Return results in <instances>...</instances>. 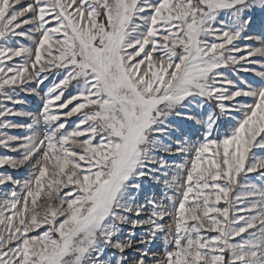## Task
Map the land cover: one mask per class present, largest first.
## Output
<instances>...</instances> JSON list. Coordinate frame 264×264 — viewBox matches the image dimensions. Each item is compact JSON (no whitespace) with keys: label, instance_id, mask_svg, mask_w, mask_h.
<instances>
[{"label":"snow or ice","instance_id":"6c2138e0","mask_svg":"<svg viewBox=\"0 0 264 264\" xmlns=\"http://www.w3.org/2000/svg\"><path fill=\"white\" fill-rule=\"evenodd\" d=\"M0 264H264V0H0Z\"/></svg>","mask_w":264,"mask_h":264}]
</instances>
